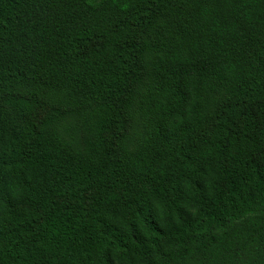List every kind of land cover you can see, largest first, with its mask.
Masks as SVG:
<instances>
[{
    "label": "trees",
    "instance_id": "1",
    "mask_svg": "<svg viewBox=\"0 0 264 264\" xmlns=\"http://www.w3.org/2000/svg\"><path fill=\"white\" fill-rule=\"evenodd\" d=\"M0 264H264V0H0Z\"/></svg>",
    "mask_w": 264,
    "mask_h": 264
}]
</instances>
